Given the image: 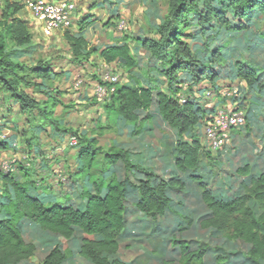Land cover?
I'll use <instances>...</instances> for the list:
<instances>
[{
    "label": "trees",
    "instance_id": "16d2710c",
    "mask_svg": "<svg viewBox=\"0 0 264 264\" xmlns=\"http://www.w3.org/2000/svg\"><path fill=\"white\" fill-rule=\"evenodd\" d=\"M22 7L18 2L8 4L0 19V102H6L10 111L16 103L19 104L20 113L39 111L46 114L49 111V102L54 108L63 105L56 98L54 89L44 83L57 74V71L53 69L50 60L43 63L39 61L40 64H33L34 66L24 62L23 58H30L39 46L33 42L28 20L20 15ZM230 14L237 24L229 18ZM255 14H262L264 17V0H169L167 14L155 25L158 38L138 41L139 45L134 49L127 42L111 44L102 49L90 47L86 30L92 18L86 19L88 16L85 15L79 21L77 31L67 29L65 38L75 63H80L78 60L82 55L85 61L81 63H84L91 61L92 55L98 54L102 62L116 63L131 71L138 66L136 55L142 47L166 66L165 74L168 76L170 91L168 93L155 90L158 86L154 83L142 85L138 79L136 86L121 82L115 85V91L104 99L108 121L97 127L99 136L104 131L111 130L112 124L123 129L133 126L132 135L154 136V128L163 124L150 125L153 115L149 111L155 103L166 123L164 124L179 139L172 144L170 150L167 149L168 145L162 144L158 157L164 160L162 166L165 171L160 169L161 173H158L156 150L147 161L138 147H112L104 152L97 146L98 136L91 138L86 131L79 134L71 128L59 129L60 137L70 133L87 142L77 157L78 168L86 172L85 175L81 174L85 188L82 189L81 185L73 186L76 198L81 204L76 206L73 203L54 201L51 192L49 201L33 195L32 190H37L38 185L27 168L23 167L24 180L18 179L14 173L0 171V264H20L36 255L37 246L34 240L51 248L41 264H68L76 253L89 264H129L121 258H113L112 255L118 252L125 236L131 232L129 215L133 212H140L150 218V223L143 224V231L144 225L153 226L151 238L167 232L160 240L146 239L153 248V251L145 253L147 260L159 259L161 264H173L172 260L166 259L169 246L172 249L179 246L182 264L202 262L209 245L190 251L188 241H175L173 236H169L177 226L183 232L190 230L196 220L193 211H181L182 208H187L182 206L187 195L184 175L191 176L197 182L198 189L192 190V194L201 198L202 206L207 210L206 215L199 221V228L212 229L215 237L244 242L249 246L247 257L250 262L261 264L264 261V171L251 173L249 164L238 168L235 174L244 178L239 188L236 191L219 188L217 193L210 187L207 178L196 175L204 165L205 155L211 151L203 143L197 130L212 111V108L206 111L200 105L208 88L198 85L205 79L215 81L216 77L208 74L211 65L205 67L197 60V54L188 42L191 35L185 32L192 20H196L201 29H205L214 19L228 32H241L247 28V20ZM220 54L221 49L213 51L214 61L220 59ZM181 73H192L195 83H188L189 79ZM239 75L249 85L258 80L251 65L240 64ZM31 76L35 77L30 78ZM37 79L43 81L39 83L35 81ZM105 83L101 80V84ZM259 87L264 89V80ZM32 88L34 93L47 94L49 99L35 97L29 91ZM211 88L216 91L215 97L224 89L219 84ZM185 89L187 92H184ZM240 91V97L233 100H238V105L243 108L241 101L245 97L243 90ZM180 95L186 96L185 103L180 101ZM222 99L226 100L223 96ZM253 115V112L249 113L247 118ZM6 128L16 129L8 126ZM10 146L9 139L0 136V153L10 149ZM100 153L104 154L105 179H94L90 176V170ZM109 174L111 176L107 179ZM74 180L77 181L78 177H74ZM87 184L91 185L85 186ZM135 195H138L136 202ZM176 199L180 205L176 203ZM131 201L130 207L128 204ZM174 206L178 210L176 213L169 210ZM129 209L132 210L130 214ZM170 216L173 217L172 221ZM184 217L186 225L181 223ZM27 224L32 227L30 242L24 235ZM62 238L68 243L78 240V250L64 248ZM218 258L220 260L221 256Z\"/></svg>",
    "mask_w": 264,
    "mask_h": 264
},
{
    "label": "rangeland",
    "instance_id": "374dc122",
    "mask_svg": "<svg viewBox=\"0 0 264 264\" xmlns=\"http://www.w3.org/2000/svg\"><path fill=\"white\" fill-rule=\"evenodd\" d=\"M75 1L77 3L76 12L83 17L84 15L88 16L86 19L92 18V21L88 22L86 32L90 47L100 49L111 44L124 42L129 43L134 49L138 47V41L158 38L155 25L165 17L169 7V0ZM15 2L17 3V0H2L0 19L6 11L7 5ZM20 15L28 19L31 16L24 7L21 8ZM229 18L234 24H237L232 14L229 15ZM28 21L31 23L32 20ZM192 21V24L185 28V32L191 35L188 42L197 54V60L200 61V64L205 67L211 65L208 74L216 77L215 81L205 79L198 86L211 89L213 85L219 84L224 90L231 89L234 86L238 87L243 90V97H245L241 101V105H244L243 108L247 114L254 113L253 116L247 118V123L243 127L231 131L229 140L222 150L218 152L210 151L208 155H205L204 165L196 173V175L207 178L210 187L216 193L219 188L236 191L244 181L243 176L235 174L238 168L249 164L251 173L264 171V89L259 87L260 82L264 80V17L262 14H255L247 20V28L241 32H228L215 19L208 23L205 29H201L196 20ZM74 23H76V20ZM29 27L34 32L33 41L39 47L30 58L24 59V62H28L32 66L40 64L39 61L43 63L45 60H50L53 63V69L57 71V74L45 80L44 83L54 89L56 98L63 105L54 108L51 107L52 103L49 102V111L46 114L39 111L24 114L20 113L19 104L14 103L13 110L10 111L6 102H0V127H2L0 136L9 139L11 142L10 149L0 153V171L2 173H14L18 179L24 180L23 167L27 168L32 172V177L38 185L37 190H32L33 195L46 198L49 201V192H51L54 201L73 203L79 206L81 202L76 198V190L73 186L81 185L82 189L85 188L83 187L84 182L81 174L85 175L86 172L80 171L81 169L78 168L77 157L87 142L70 133L60 137L59 134L61 133L59 131L61 129L71 128L79 134L86 131L91 138L98 136L97 146L101 147L104 152L112 147L124 149L142 147L144 148V157L146 156L144 159L146 161L155 154V152H151V148L159 151L162 149V144L165 143L168 145L167 149L170 150L172 144L179 139L174 131H171L167 125L165 126L166 123L160 116L155 103L149 111L153 115L150 125L163 124L161 127L154 128V136L132 135L133 126L123 129L117 128L116 124L111 125V130H106L100 136L98 135L100 131L97 127L102 122L103 124L107 123L108 113L105 110L106 102L98 99L94 89L98 84H101V80L106 82L103 85H108L104 78L107 73L120 75L121 83L136 86V79H138L142 85L148 86L149 83H154L158 86L155 90L170 92L168 89V76L165 74V64L155 59L145 48H140L139 53L136 55L138 66L131 71L116 63H112V65L102 63L97 56L98 54L92 55V60L84 63H81L85 61V57L82 55L78 60L80 63H75L72 61V50L65 38L67 29L60 30L57 33H55L56 31L46 33L40 30L41 32L36 34L35 27ZM72 29H77V26ZM218 49H221L220 59L214 61L213 51ZM240 64L254 67L258 75V80L255 83L249 85L239 75ZM181 74L189 79L188 83H195L192 73ZM32 77L35 76L30 78ZM35 81L40 83L43 80L37 79ZM223 85L225 86L223 87ZM33 89H29V91L35 97L42 100L49 99L47 94L34 93ZM156 92H154L155 95ZM184 92H187V90L185 89ZM200 102V105L206 111L214 107L216 103L219 106L227 104V100L222 99L221 94L211 99L204 97ZM7 126L16 129L11 130L6 128ZM197 132L201 134V139H203L202 126L198 128ZM73 136L77 138L76 145L70 144V139ZM164 136L165 138H163ZM156 153L155 159L158 162L155 163L159 167L157 168L160 171L158 173H161L160 169L165 171L162 166L164 160L159 161V152ZM103 165L104 154L100 153L92 165L90 176L94 179H105L103 177ZM76 176L78 177L77 181L74 180ZM110 176L111 174L106 178L109 179ZM87 179L89 178L87 177ZM183 179L186 183V201H188H185L182 205L187 208L185 210L182 208L181 211H185L184 213L193 211L196 220L190 230L183 232L177 226L175 231L170 232L169 236H173L175 241H188L190 251L209 245L202 262L195 261L194 264H252L247 257L249 246L244 242L230 241L219 236L215 237L212 235V229H208L206 234L201 231L199 221L206 215L207 210L203 208L201 198L192 194V190L196 191L198 189V184L194 178L184 175ZM88 185L91 184L85 186ZM0 190L2 191V180L0 181ZM173 196L175 199L174 194ZM177 202H179L178 199H176ZM131 204L132 201L128 205L131 207ZM252 205L254 206V203ZM130 209L128 210L129 214L132 211ZM169 210L174 213L178 212L175 206ZM134 211L136 210L134 209ZM136 219L147 223L151 221L144 214H139ZM181 223L186 225L185 217L181 219ZM144 226L145 230L143 232L146 234L143 235L151 238L150 234L153 226ZM31 228V224H27L25 227L24 235L28 242L32 241ZM166 233L154 235L151 240H160ZM143 238L145 239L144 236ZM61 241L64 248L71 247L73 251L78 250V240L68 243L62 238ZM34 242H36L38 249L29 264H41L44 256L51 248L43 246L38 240H34ZM169 249L171 255L169 254L170 257H166L171 258L173 264H182L180 247L172 249L169 246ZM146 250L151 252L153 248L145 240H142V242L135 243L129 248L124 247L123 257L131 260L143 254L144 259L141 258V262L157 264L155 260L146 259ZM219 256H221L220 260ZM261 264H264V261Z\"/></svg>",
    "mask_w": 264,
    "mask_h": 264
},
{
    "label": "built area",
    "instance_id": "2783aa9c",
    "mask_svg": "<svg viewBox=\"0 0 264 264\" xmlns=\"http://www.w3.org/2000/svg\"><path fill=\"white\" fill-rule=\"evenodd\" d=\"M17 2L30 13V19L40 25L46 33L70 28L72 18L77 11L75 0H17ZM1 4L2 0H0ZM104 78L109 86L98 84L94 89L95 94L102 100L115 91V85L121 80L120 75L116 73H107ZM215 94V89H207L205 97L215 98ZM221 95L226 98L227 104L219 106L216 103L202 125V141L204 140V144L213 152L222 150L229 140L231 131L243 127L247 121L246 110L238 105V100H233L240 97V89L235 86L228 90L223 89ZM180 101L185 103L186 96L180 95ZM70 144H77L75 136L70 139Z\"/></svg>",
    "mask_w": 264,
    "mask_h": 264
},
{
    "label": "crops",
    "instance_id": "0c3cea01",
    "mask_svg": "<svg viewBox=\"0 0 264 264\" xmlns=\"http://www.w3.org/2000/svg\"><path fill=\"white\" fill-rule=\"evenodd\" d=\"M51 1H57V0H51ZM81 17V18H80ZM82 17L83 16H81L80 15V13H75L74 14V16H73V18H72V24H71V27L73 28V27H75V26H77V29H72V28H69L70 30H74V31H77L78 30V28H79V21L82 19ZM26 20H32V19H28V18H26V17H24ZM75 20H76V23H74L75 22ZM28 25L29 26H34L35 27V32H37L36 34H38V32L40 33L41 31L40 30H42V27L40 28L37 24H35L33 21H31V23H29V21H28ZM39 28V29H38ZM31 30V29H30ZM56 32L55 33H57L58 31H60V30H55ZM32 32V31H31ZM86 32H87V30H86ZM32 34L34 35V32H32ZM86 38L88 39V37H87V35H86ZM89 40V39H88ZM34 42V41H33ZM90 42V41H89ZM35 43V42H34ZM36 44V43H35ZM98 56V55H97ZM27 57H25V58H23V60L24 59H26ZM102 63H105V62H102ZM108 64V63H107ZM111 65H112V63H111ZM166 126V125H165ZM139 149H140V147H138ZM144 148H142L141 147V151L143 152V153H145L144 152V150H143ZM154 152H156L155 151V149H152ZM151 150V152H153ZM157 152H160V150L159 151H157ZM149 159V158H148ZM160 158L158 157V160H159ZM159 161H161V159L159 160ZM137 198H136V197ZM134 196V202H136L137 201V199H138V195H135ZM131 200V198H129V201ZM134 205V204H133ZM139 214H141L140 212H133V213H131L129 216H130V220H129V222H130V225H131V232H129L126 236H125V241L124 242H122L121 243V245H120V248H119V250H118V252L115 254V255H112L113 256V258L115 257V258H121L122 260H124V261H126V262H128L129 264H146V262L144 261V262H141L140 260H141V258L142 259H144V257H143V254L141 255V256H137V257H135V258H133V259H131V260H127V259H125L124 257H123V249H124V247L125 248H129L131 245H133V244H137V243H140V242H142V240H145L146 242H147V236L146 235H143L144 234V232H143V224L145 223L144 221H138L137 219H136V216H138ZM170 219H171V221H172V219H173V217H169ZM166 221H167V219H166ZM207 230L208 229H203V230H201L203 233H205L206 234V232H207ZM143 236L145 237V239L143 238ZM35 244H36V242H34ZM148 243V242H147ZM36 246H37V244H36ZM37 249H38V246H37ZM49 251V250H48ZM148 252V250H146L145 251V253H147ZM169 254L171 255V252L169 251L168 252V254H167V256H169ZM170 257V256H169ZM33 257H31L30 259H28V260H26V261H24V262H22V263H20V264H29L30 263V260L32 259ZM166 259L167 260H171V258H167L166 257ZM155 260V262H157V264H161V260H159V259H154ZM68 264H89L87 261H85L79 254H75L74 255V257L72 258V261L71 262H69Z\"/></svg>",
    "mask_w": 264,
    "mask_h": 264
}]
</instances>
